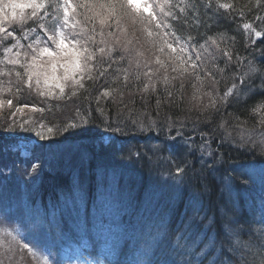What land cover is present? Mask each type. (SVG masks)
<instances>
[{
  "label": "snow or ice",
  "instance_id": "snow-or-ice-1",
  "mask_svg": "<svg viewBox=\"0 0 264 264\" xmlns=\"http://www.w3.org/2000/svg\"><path fill=\"white\" fill-rule=\"evenodd\" d=\"M256 2L257 7L264 10V2ZM177 8L178 13L173 11ZM229 9H234V5L218 3L216 0H179V3L176 0H6L0 4V33L3 34L0 35V48H3L0 63L11 66L6 71L0 70V76L7 77L6 81H0V92L11 93L19 98L26 87L30 92L35 91L43 97L46 93L39 91L41 83L45 87L54 83L65 100L72 99L78 90L83 89L90 97L89 105L93 99L96 103L95 108L78 107L70 122L61 119L47 127L42 121L45 119L44 113L51 109L32 106L31 111L40 113L41 118L40 121L30 123L16 119L17 113H22L23 108L15 107L9 114L10 118L0 122V130L11 133L18 127L25 132H35L39 141L57 143L63 133L78 135L100 124L110 130L101 136L102 141L110 142L108 146L121 159L132 165H140L149 174L156 175V182L162 187L188 193L192 212L182 223L178 226L170 225L166 214L161 213L142 231L141 243L146 249L144 255L147 256L148 251H151L147 264H264V232L242 241L239 234L243 226L238 225L234 219L232 204L237 183L245 186L258 184L264 192V167L241 168L238 177L225 175L220 179L219 195L224 202L220 204L219 212L229 234L236 237L227 246L222 242L215 249V240L204 242L205 233L215 218L202 214L200 210L204 198L212 194L208 177L219 173L228 163L222 151L225 144H242L246 149L249 144H254L264 150V139L259 143L243 137L236 141L226 128L230 120L226 121L221 112L226 104L243 103L247 112L246 119L253 122L259 119L264 127V47L260 48L259 61L255 50L248 53L250 58L236 56L232 73L238 69L243 70L239 72L238 82L234 79L232 87L222 96H216L214 90L197 89L201 101L207 96L208 102L201 103L190 130L184 120H172L167 115L163 120L159 119L162 104L159 98L155 101L156 109L150 114L145 109L142 116L125 117L117 111L113 120L111 113L105 110L111 107L112 97L109 89L104 87V77L106 74L115 76V83L120 79L115 74L121 71L125 89L131 90L132 85L128 82L132 79L142 93L153 92L158 97L167 96L170 102L168 112L171 113L173 108L183 109V97L181 95L179 103H176L173 90L168 88L169 80L181 81L176 89L178 92L184 89L183 82L189 77L203 83L200 75L203 57L200 53L217 45L218 36L224 38L217 25L221 18H227ZM255 18L259 25H264V17L256 14ZM126 22L133 29L141 25L136 40L143 42L142 38H150L151 63L147 59L141 62L137 58V50L130 47L134 41L124 38L128 35V29L122 27ZM243 27L251 29L252 25L244 23ZM161 28L164 30L161 31ZM255 35L260 38V44L264 45L261 31ZM9 38L15 43L8 45L6 41ZM21 40L27 43H20ZM14 48L22 51L14 52ZM223 55L228 57L229 63L232 61L231 53L223 52ZM125 62L129 68L134 64L135 69L129 72V68L124 67ZM152 63L156 66V72L152 70ZM189 68L192 72H189ZM109 69H112L111 73ZM160 69L172 73L171 76L163 77V92L158 88L161 84L158 76ZM58 70H62L61 75L57 74ZM204 75L210 76L213 81L216 79L212 73ZM88 81L92 82L91 90L86 87ZM65 82L70 88L69 93H65ZM191 86L197 88L196 84ZM99 88L104 90L93 95ZM244 95L247 99H242ZM195 98L196 93L193 95ZM101 99L109 103L101 105ZM5 104L9 109L14 107L12 98L0 99V108ZM232 118L235 119L234 116ZM63 138L67 139V136ZM38 146L42 148L46 145ZM9 154L15 157L13 167L22 169V175L28 177L29 182L39 176L43 163L39 157H35L34 149L22 143L5 144L0 148V157ZM12 171V167L2 166L0 176L6 178ZM102 180H107V187L100 193L101 204L118 200L121 193L116 172L102 173ZM75 183L72 200L79 202L81 189L78 181ZM8 200L4 185L3 191H0V205H3L0 207V225L5 226V238L12 237L17 245L20 242L13 235L17 225L26 232L44 233L56 222L55 212L51 215L42 214L34 203H18L15 213L20 218L14 219ZM261 212L264 214V198L261 200ZM23 247L32 251L37 244L25 241ZM6 251L14 253L15 249L9 244ZM7 258L11 260L12 256Z\"/></svg>",
  "mask_w": 264,
  "mask_h": 264
},
{
  "label": "trees",
  "instance_id": "trees-1",
  "mask_svg": "<svg viewBox=\"0 0 264 264\" xmlns=\"http://www.w3.org/2000/svg\"><path fill=\"white\" fill-rule=\"evenodd\" d=\"M218 3L232 4L234 5V9H229L228 13H226L227 18H221L218 22V27L223 33V39L219 36L218 44L212 45L209 50L202 51L200 55L203 57V68L201 69L200 75L202 76L203 83L196 81L192 77L186 79L184 83V89L182 91H176L179 88L181 81L180 80H169L168 88L173 90L174 96L176 98V103H179L180 96L183 97V109L173 108L172 112H168V108L170 106V102L167 96L158 97L156 93L148 92L142 93L135 86V81L130 79L129 84L132 85L131 90L125 89L123 87V72H117L115 75L119 76L120 79L113 83L115 76L107 75L104 77V87L108 88L110 91V95L112 100L110 101L111 107H106V112L111 113V118L114 120L117 115V111L121 112L125 117H135L137 115H143L146 111L150 114L156 109L155 101L157 98L162 100V104L159 109V119L163 120L167 115L172 120H184V122L191 126L195 119L196 112L200 109L201 103L206 104L208 102L207 96L203 97V101H201V97L197 89H201L202 91H213L216 96H222L225 91L232 87L233 80L235 79L237 82L239 80V72L241 69H238L236 73H232V68L236 65L233 62H228V57L223 55V52H229L232 56L236 53L242 54L245 57H248V53L255 50L256 59L259 61L261 59L259 52L260 48L264 47V45L260 44V38H257L255 33L257 31H261L262 38H264V25H259V22L256 20L255 15L258 14L260 17H264V10H261L257 7L256 0H216ZM264 2V0H262ZM179 3V2H178ZM173 11L179 12V9H174ZM168 22V21H167ZM244 23H249L252 25L251 29H244ZM250 30L254 33V37H250L248 34ZM203 31V29H201ZM143 42L146 43L147 39L142 38ZM253 41L255 43H253ZM203 43V41H201ZM215 47V48H212ZM250 58V57H248ZM115 67V65L113 66ZM125 68H129L128 64L124 63ZM223 69L224 71H221ZM134 68L131 66L129 68V72H132ZM152 70L156 72L154 66H152ZM109 73L112 72V69L108 70ZM143 72V68L140 69ZM189 72H192V69L189 68ZM205 73H212L215 75L216 79H213L210 76L204 75ZM171 76L172 73L165 72L163 69L159 70L158 76L161 80V84L158 86L159 91H164L163 77ZM146 79V78H143ZM102 81V83L104 82ZM191 81V83H189ZM35 81H33V84ZM91 81H88L86 87H89L91 90ZM191 84H196L197 88H193ZM255 88V85H254ZM104 88L96 89L93 95H98L100 91H103ZM70 88L65 87V93H69ZM122 93V98H121ZM196 93V98L193 99V95ZM1 95L4 98H13V99H22V102H25L28 105L42 107L44 103H51L45 101V98L42 99L41 96L37 95L35 91L30 92L26 87L20 93L19 98H17L14 94L1 92ZM90 97L87 96V93L80 89L77 92V95L74 96L70 100H65L61 97L58 103L54 102L46 108L51 109V111H46L44 113L45 119L42 121L45 126H51L54 123H58L61 119L69 120L71 117L76 115L77 108H87L91 106L92 108L96 107L95 100H92L91 105H89ZM231 99V98H229ZM242 99H247V96H242ZM44 100V101H43ZM21 101V100H20ZM18 101V102H20ZM18 102H15L17 105ZM53 102V100H52ZM101 105H106L109 103L101 99ZM8 112V111H7ZM222 114L226 118V121L230 120V123H226V128L228 132H231L232 137L236 141H240L243 137L244 139L251 138L255 142L259 143L262 139H264V127L261 126L259 119L255 122L251 120H247V112L243 103L241 104H226L222 109ZM5 112H2L4 114ZM174 113H180V115H175ZM10 112L6 118L9 117ZM187 114V115H185ZM235 117L233 119L232 117ZM5 118V119H6ZM41 114L37 113V115L32 118L29 122H37L40 121ZM17 120L23 121L21 116L16 117ZM3 120H0L2 122ZM45 127V131H46ZM190 128V127H189ZM17 131L32 134L36 139H38L35 135V132H25L20 130L18 127ZM105 129L102 125L97 124L93 129L89 132L98 133ZM3 130H0L2 132ZM82 133V132H81ZM80 133V134H81ZM79 135V134H78ZM78 135H70L69 133H63L60 138L63 136H67V138H76ZM84 138L78 140L80 143H74L76 150L82 156L89 157V148L91 150L90 161L86 162V165H89V162H97L101 161L104 158L101 154L107 150L102 144H100L101 148H98L94 143L95 140L99 138V136L94 137L89 144H87L84 140H88V137L91 136L90 133L83 134ZM102 136V135H100ZM76 141V140H74ZM46 143V140L43 141ZM241 155L243 153H250L254 156L255 161L251 162L248 165H255V163L264 162V150L261 148L255 147L254 144H249L247 149L244 145L233 144ZM89 147V148H88ZM41 152H43L41 150ZM110 153V152H109ZM225 159L228 161L224 165L227 170L236 169L237 171L233 172V177H238L240 175L239 169L243 168L238 161V154L231 152H225ZM44 155V153H43ZM111 157H114L111 154ZM44 162H46L45 156L43 157ZM51 165V166H50ZM49 166L53 169L54 165L50 164ZM246 165V167L248 166ZM76 165H68L65 167L60 163V167L58 166V170L55 175L49 172L41 173V195L43 198H46L47 194L53 192L52 184L54 181L58 179L68 178V168L72 167L75 173L77 167ZM223 167V168H224ZM264 167V163L259 167ZM141 168V172L143 173L141 177V184L148 183L147 170ZM258 168V169H259ZM80 170V169H79ZM221 172V171H220ZM220 172L213 173L208 177V182L212 186V194L211 196H207L204 198L201 205V213L206 216H213L215 218L214 223L209 227L208 231L205 233L204 242L208 243L210 239L215 240V249H218L223 242L225 246L231 240H235L236 237L229 234L227 229L224 226L223 218L219 212V206L223 203L219 195L220 190ZM76 178V176H75ZM80 180L85 178V174L82 173L79 176ZM77 179V178H76ZM155 179L154 185L151 186L150 193L144 191L143 187H138V195L140 198L144 199V201L139 205L141 206L139 209V214L136 217L135 215H128L122 224L123 231H128L132 235V240H123L122 245L128 246L131 241H136L137 244H142V231L146 228L148 224L154 221L161 213L166 214L168 223L173 226H178L180 223L184 221L186 216L190 215L192 212V205L190 204L188 193H181L179 191L170 190L166 187H162ZM140 188H142L140 190ZM264 198V192H262L260 186L257 184L255 186H245L243 184L237 183L234 188L233 201L232 203L238 204L240 207L237 211L236 218H234L238 225H242V231L239 234V237L242 241L249 239L251 236H259L260 233L264 232V214L261 212V200ZM150 201V203H149ZM118 257L119 254H117ZM151 257V251H149L144 263L147 262L148 258ZM259 260V257H257Z\"/></svg>",
  "mask_w": 264,
  "mask_h": 264
},
{
  "label": "rangeland",
  "instance_id": "rangeland-1",
  "mask_svg": "<svg viewBox=\"0 0 264 264\" xmlns=\"http://www.w3.org/2000/svg\"><path fill=\"white\" fill-rule=\"evenodd\" d=\"M123 28L128 29V35H126L124 38L127 40H133L134 43L130 45V47L134 48L137 50V58L143 62L145 59H147L150 63L152 62V45L149 42L146 43H141L140 41L136 40V34L139 33L141 29V25H136V28L133 29L131 27V24L126 22L125 24L122 25ZM99 37L97 38V42L99 43ZM158 41H156L157 43ZM138 53H143V55H138ZM152 66L156 69V66L154 63H152ZM132 67L135 69V65L133 64ZM58 75L62 74V70H58ZM67 82H65V85ZM66 87V86H65ZM40 88L42 89L43 92L46 93H51V95H47L49 99L53 100H58L61 98V94L59 91V88L55 87L54 83H50L47 87L44 86L43 82L41 83ZM4 108L8 110V106L5 104L3 106ZM15 110V109H14ZM10 111V110H8ZM12 112V111H10ZM32 112L30 108L23 107V112L22 113H17V116H21V119H27L32 116ZM9 245L0 243V264H34L31 259H29L26 255L22 253H15L16 256L13 257L12 253H8L6 249L8 248ZM7 256H12V259L9 260Z\"/></svg>",
  "mask_w": 264,
  "mask_h": 264
},
{
  "label": "bare ground",
  "instance_id": "bare-ground-1",
  "mask_svg": "<svg viewBox=\"0 0 264 264\" xmlns=\"http://www.w3.org/2000/svg\"><path fill=\"white\" fill-rule=\"evenodd\" d=\"M248 35L250 37H252V36L254 37V33L251 30H250V33ZM237 55H239L242 59L245 58V56H243L242 54L236 53L234 56H232V61L231 62L236 64V59L235 58H236ZM242 70L243 69H241V71ZM222 109H221V111H222ZM189 127H190L189 130H190L191 126L189 125ZM31 144H32L33 148L36 147L33 141L31 142ZM233 144H225L223 149H222V151L223 152L224 151L225 152L233 151L234 153L238 154V161H239V163L241 164V166L243 168H246V165H248L251 162L255 161V158H254V156L252 154L245 152V153H243L241 155L239 152H237V149H235L236 147ZM118 171L121 172L119 169H118ZM67 174L69 176H68V178H65V180L63 181V184H64L63 191L62 192L59 191L62 194L66 190L67 187H70L76 181L75 173H74L72 167L68 168V173ZM225 175H233V173L230 170H227L226 167H224V168L221 169L220 176L222 177V176H225ZM120 182L124 185L125 188L129 189V185L127 183V175L122 177ZM55 191H58V190H55ZM58 201H59V198L56 197V196H53L50 199V201L45 206H43V208L45 210L49 209L51 213L56 212V206H57ZM232 204L234 205V213H235L234 218H236L237 211H238V209L240 207L236 203H232ZM229 207L231 208L232 205H229ZM138 214H139V211L137 212L136 217L138 216ZM135 245H136V241H131L128 244V246H125L123 244L119 248L118 254L120 256V263L121 264H128V262H132V260L138 255V252H137L138 248H136ZM129 264H131V263H129Z\"/></svg>",
  "mask_w": 264,
  "mask_h": 264
}]
</instances>
